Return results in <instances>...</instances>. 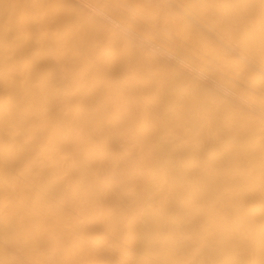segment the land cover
<instances>
[{"label":"bare ground","instance_id":"6f19581e","mask_svg":"<svg viewBox=\"0 0 264 264\" xmlns=\"http://www.w3.org/2000/svg\"><path fill=\"white\" fill-rule=\"evenodd\" d=\"M0 264H264V0H0Z\"/></svg>","mask_w":264,"mask_h":264}]
</instances>
